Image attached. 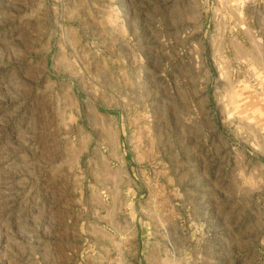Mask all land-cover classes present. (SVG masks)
<instances>
[{"label":"rangeland","instance_id":"obj_1","mask_svg":"<svg viewBox=\"0 0 264 264\" xmlns=\"http://www.w3.org/2000/svg\"><path fill=\"white\" fill-rule=\"evenodd\" d=\"M0 264H264V0H0Z\"/></svg>","mask_w":264,"mask_h":264}]
</instances>
